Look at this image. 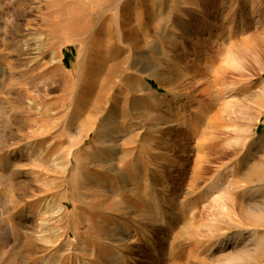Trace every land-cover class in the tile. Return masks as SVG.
Returning <instances> with one entry per match:
<instances>
[{
	"label": "rangeland",
	"instance_id": "obj_1",
	"mask_svg": "<svg viewBox=\"0 0 264 264\" xmlns=\"http://www.w3.org/2000/svg\"><path fill=\"white\" fill-rule=\"evenodd\" d=\"M249 260L264 0H0V264Z\"/></svg>",
	"mask_w": 264,
	"mask_h": 264
},
{
	"label": "bare ground",
	"instance_id": "obj_2",
	"mask_svg": "<svg viewBox=\"0 0 264 264\" xmlns=\"http://www.w3.org/2000/svg\"><path fill=\"white\" fill-rule=\"evenodd\" d=\"M221 3V1L219 2H217V4H220ZM244 15H247L246 14V12L244 13ZM217 16L218 17H221V19L224 21V19L226 18V14H224V12H220L219 11V14H217ZM245 17V16H244ZM214 26V28L216 27V24H213ZM213 31H217V29L216 30H213ZM227 33H228V36H230L231 35V27H229V30H227ZM217 34V33H216ZM215 37H216V35H215ZM230 54L232 55V56H234V58L235 59H239V58H241V56H243V55H248V54H251L250 52H251V48H252V45H251V43H249V41H247L246 43H244V44H242V45H239V46H236L235 47V45L234 44H231L230 45ZM193 51H194V49H193ZM198 51V53H202V51L201 50H197ZM254 57V56H253ZM193 119H194V117H193V115H189V118H188V122L189 123H191V122H193ZM118 174L120 175L121 174V172L119 173L118 172ZM123 183V182H122ZM221 185V184H220ZM223 188V187H222ZM248 263H250V264H255L256 263V260H249V262Z\"/></svg>",
	"mask_w": 264,
	"mask_h": 264
},
{
	"label": "trees",
	"instance_id": "obj_3",
	"mask_svg": "<svg viewBox=\"0 0 264 264\" xmlns=\"http://www.w3.org/2000/svg\"><path fill=\"white\" fill-rule=\"evenodd\" d=\"M67 58V55L65 56V58L64 59H66Z\"/></svg>",
	"mask_w": 264,
	"mask_h": 264
},
{
	"label": "crops",
	"instance_id": "obj_4",
	"mask_svg": "<svg viewBox=\"0 0 264 264\" xmlns=\"http://www.w3.org/2000/svg\"><path fill=\"white\" fill-rule=\"evenodd\" d=\"M70 51L67 50V53H69Z\"/></svg>",
	"mask_w": 264,
	"mask_h": 264
}]
</instances>
